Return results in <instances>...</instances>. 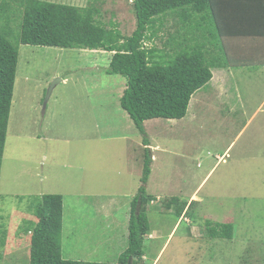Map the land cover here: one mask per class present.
Returning <instances> with one entry per match:
<instances>
[{"label": "rangeland", "instance_id": "374dc122", "mask_svg": "<svg viewBox=\"0 0 264 264\" xmlns=\"http://www.w3.org/2000/svg\"><path fill=\"white\" fill-rule=\"evenodd\" d=\"M43 1L95 5L108 27L136 29L132 0ZM167 20L150 47L164 48L171 33L193 42L206 28ZM13 44L19 65L0 179V264H31L45 195L64 198V259L117 263L143 187L151 201L142 264H264L263 66L226 70L224 91L213 69L185 118L149 120L144 135L121 106L126 79L107 73L111 53ZM184 203L189 213L179 217ZM222 224H233L232 239L212 235Z\"/></svg>", "mask_w": 264, "mask_h": 264}, {"label": "trees", "instance_id": "16d2710c", "mask_svg": "<svg viewBox=\"0 0 264 264\" xmlns=\"http://www.w3.org/2000/svg\"><path fill=\"white\" fill-rule=\"evenodd\" d=\"M252 1L239 0L236 4L245 13ZM218 3L217 0H132L136 29L131 35H124L118 23L110 21L109 27L103 23L100 9L95 5L77 7L43 0L2 1L0 179L19 65V50L13 44L14 41L37 47L103 50L111 53L107 73L126 79L127 87L120 100L121 106L137 129L146 135V121L185 118L194 94L212 81L213 69L258 66L255 57H244L240 53L241 48L232 50L230 46L232 40L240 43L242 39L264 37V32L229 31V27L223 26L222 21L218 20ZM169 17H173L172 24L180 30L197 23L201 28L204 21L205 31L200 32L203 36L192 42L187 38L180 40L178 33L175 38L174 33H171L164 48L150 47L149 42L157 38L165 23L169 22ZM145 143L149 145L147 139ZM147 162L145 183L151 173ZM150 201L146 189L141 188L132 203L127 248L117 263H99L63 258L64 198L61 195L43 196L36 207L37 222L29 242L31 264H129L130 259L133 260L132 264H142L146 256L145 237L150 234L147 211ZM194 203H190L189 208ZM187 205L184 203L178 210L179 217L189 213V208L186 214L184 212ZM233 229V224L218 225L212 235L230 240L233 238Z\"/></svg>", "mask_w": 264, "mask_h": 264}, {"label": "crops", "instance_id": "0c3cea01", "mask_svg": "<svg viewBox=\"0 0 264 264\" xmlns=\"http://www.w3.org/2000/svg\"><path fill=\"white\" fill-rule=\"evenodd\" d=\"M217 1L219 2L218 6L216 7V12L218 11L217 12L218 20L222 21L223 26H228L229 31L236 32L240 30H247V31L248 30H253V31L260 30L261 32H264V0H253L250 5H247V10L245 11V13L244 12L242 13L241 7L236 4V2L239 0H217ZM230 47L232 50H235L237 47L241 48L240 53L244 57H247V56L249 58L255 57L256 58L255 60L259 62L258 66H263V69H264V37H255V38L253 37V38H248V39H242L240 43L234 42L232 40ZM254 68L257 69V66H255ZM217 69L222 71L220 72L222 75L220 74V77H219V78H222L223 73L226 70H229L230 68H217ZM257 70H260V69H257ZM213 79H214V74H213ZM223 81L224 80L222 78V81L218 82L217 84L219 85L218 89L221 88L224 91L225 88L222 85ZM126 228H127V225H123V229H126ZM128 229H129V226H128ZM65 250L66 248L63 245L62 256Z\"/></svg>", "mask_w": 264, "mask_h": 264}, {"label": "water", "instance_id": "95a60500", "mask_svg": "<svg viewBox=\"0 0 264 264\" xmlns=\"http://www.w3.org/2000/svg\"><path fill=\"white\" fill-rule=\"evenodd\" d=\"M55 85H56V82H54V83L52 84V86L50 87V89H49V91H48L47 99H49V97H50V95H51V92H52L53 88L55 87ZM132 261H133V260L130 259L129 264H132Z\"/></svg>", "mask_w": 264, "mask_h": 264}]
</instances>
